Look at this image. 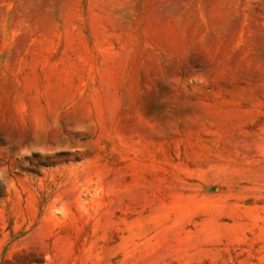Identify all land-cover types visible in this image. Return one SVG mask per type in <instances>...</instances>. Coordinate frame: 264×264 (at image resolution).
Returning <instances> with one entry per match:
<instances>
[{"label": "rangeland", "instance_id": "rangeland-1", "mask_svg": "<svg viewBox=\"0 0 264 264\" xmlns=\"http://www.w3.org/2000/svg\"><path fill=\"white\" fill-rule=\"evenodd\" d=\"M0 264H264V0H0Z\"/></svg>", "mask_w": 264, "mask_h": 264}]
</instances>
